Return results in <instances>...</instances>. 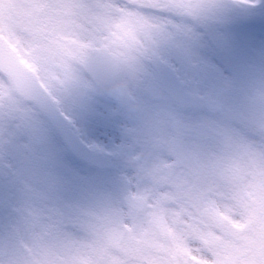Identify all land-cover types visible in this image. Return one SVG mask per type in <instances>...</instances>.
<instances>
[{
    "label": "rangeland",
    "instance_id": "374dc122",
    "mask_svg": "<svg viewBox=\"0 0 264 264\" xmlns=\"http://www.w3.org/2000/svg\"><path fill=\"white\" fill-rule=\"evenodd\" d=\"M235 1L0 0V34L80 137L116 161L113 171L100 172L71 156L75 182L61 180L28 144L43 128L63 145L58 132L0 73V167L9 174L0 177V237L7 231L11 238L2 264H264V135L237 126L233 149L220 148V154L235 155L243 165V156L253 161L235 184L218 182L216 191L203 188L195 195L176 180L163 190L161 178L153 183L142 172L139 176L147 170L146 153L162 152L149 135L152 130L123 108L119 94L116 105L107 99L78 66L93 48L109 47L120 55V83L132 95L134 65L159 57L193 75L191 62L211 43L231 48L232 75L227 87L216 83L218 89L257 85L251 97L264 99V16L253 18L248 4L241 8ZM211 4L232 22H215ZM234 7L241 10L240 19ZM260 12L264 15V8ZM252 52L260 57L252 60ZM133 183L134 193L146 201L141 212L133 213L122 200ZM203 204L215 206L225 225L216 229L206 221ZM54 210L62 213V224H55ZM153 213L165 216V237L147 224ZM111 221L127 228L118 248L109 247L99 230Z\"/></svg>",
    "mask_w": 264,
    "mask_h": 264
},
{
    "label": "flooded vegetation",
    "instance_id": "af4514ba",
    "mask_svg": "<svg viewBox=\"0 0 264 264\" xmlns=\"http://www.w3.org/2000/svg\"><path fill=\"white\" fill-rule=\"evenodd\" d=\"M146 70V68H138L134 66V96L132 99L134 100V105L137 106V110L132 114L139 115L144 121L146 128L152 130L149 135H155L153 142H157V147H161L162 152L159 154L154 153L153 151L146 153V157H148L146 159L147 170H141L139 172V176L142 172L149 179H151L153 183L157 178H161L162 180L159 183H163L165 185L163 190L165 189L166 191H169V188H172V185H170L171 182H175L179 179L185 180L186 178L188 183H191V188L199 185L196 183H208L212 182L213 180H217L216 177L210 173L209 169L211 163L220 155L219 145L217 142L211 141L209 139L198 140L186 138L183 141L185 148L192 153L194 152L195 157H198L202 163L201 173L195 175L192 173L191 169L186 167L188 164L192 168L190 162L187 161L185 156L179 157V163L183 164V166H176L174 164V160L171 156V153L169 152V146L170 141L175 138L177 133L172 126V122L176 121L182 124H196V122L199 121H213L214 123L219 124L221 120L222 124H224L226 127H229V125L234 124L237 119H243L254 125L258 122L257 118L261 115V104L251 102L249 97L245 96L241 90H238L237 94H235L234 89H232L230 90L232 94L229 95L226 93H221L220 96H214L213 94L211 96H206V98L216 97L221 100L222 109L220 112L210 111L206 108H182L177 105L168 94H164L163 99L160 100L159 103L149 99L145 101V104L150 108V110H145V108H142L141 105L138 106V104L135 103V100L138 102H141L142 100L141 98L143 93L140 90V78L141 83L146 80V73H144ZM176 71L186 86L187 81L190 80L180 73L179 70ZM151 75H154V72H151ZM150 102H153V107H151ZM160 103L166 104L162 106ZM149 135H147V137L152 140ZM132 194L134 195V183ZM4 235L5 237H9V232L5 231Z\"/></svg>",
    "mask_w": 264,
    "mask_h": 264
},
{
    "label": "snow or ice",
    "instance_id": "6c2138e0",
    "mask_svg": "<svg viewBox=\"0 0 264 264\" xmlns=\"http://www.w3.org/2000/svg\"><path fill=\"white\" fill-rule=\"evenodd\" d=\"M190 66L194 79L199 83L215 82L227 87L232 75L231 48L205 44L199 59L192 61ZM33 137L28 141L32 153L46 166L54 168L61 180L74 183L76 173L70 157L75 155V148H65L54 134L43 128L37 129Z\"/></svg>",
    "mask_w": 264,
    "mask_h": 264
},
{
    "label": "water",
    "instance_id": "95a60500",
    "mask_svg": "<svg viewBox=\"0 0 264 264\" xmlns=\"http://www.w3.org/2000/svg\"><path fill=\"white\" fill-rule=\"evenodd\" d=\"M0 68L13 78L17 90L24 95L27 100H35L39 103L40 108L54 121L55 125L60 130L65 143L72 147V139L75 140V136L71 134L65 122L63 123L62 118L56 115L49 99L39 89L40 87L35 77L17 61L14 55L5 48L1 41ZM85 151L76 153L81 157L90 159V163L93 165L100 166L101 164L98 162L104 161V158L90 152L85 153ZM162 233L164 232L162 231ZM116 239L118 241L121 238L118 237Z\"/></svg>",
    "mask_w": 264,
    "mask_h": 264
}]
</instances>
